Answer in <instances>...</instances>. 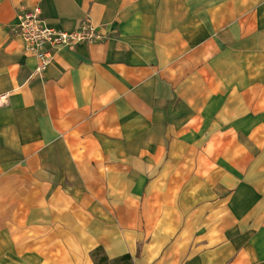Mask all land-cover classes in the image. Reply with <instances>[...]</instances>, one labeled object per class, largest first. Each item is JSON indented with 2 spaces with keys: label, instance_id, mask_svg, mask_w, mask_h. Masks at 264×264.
<instances>
[{
  "label": "crops",
  "instance_id": "obj_1",
  "mask_svg": "<svg viewBox=\"0 0 264 264\" xmlns=\"http://www.w3.org/2000/svg\"><path fill=\"white\" fill-rule=\"evenodd\" d=\"M2 97L0 264H264V0H0Z\"/></svg>",
  "mask_w": 264,
  "mask_h": 264
},
{
  "label": "built area",
  "instance_id": "obj_2",
  "mask_svg": "<svg viewBox=\"0 0 264 264\" xmlns=\"http://www.w3.org/2000/svg\"><path fill=\"white\" fill-rule=\"evenodd\" d=\"M17 35L22 39L25 51L36 61L33 77H42L53 62L55 52L73 49L79 44L101 42L104 36L89 23H82L73 31H59L47 26L42 18L41 9L34 7L18 16ZM0 98V103L3 101Z\"/></svg>",
  "mask_w": 264,
  "mask_h": 264
},
{
  "label": "trees",
  "instance_id": "obj_3",
  "mask_svg": "<svg viewBox=\"0 0 264 264\" xmlns=\"http://www.w3.org/2000/svg\"><path fill=\"white\" fill-rule=\"evenodd\" d=\"M92 257L95 260V264H103V263H106L107 264V259L103 255H101V250L100 249H96L92 253ZM121 260L129 261L130 260V257L129 256H125Z\"/></svg>",
  "mask_w": 264,
  "mask_h": 264
}]
</instances>
